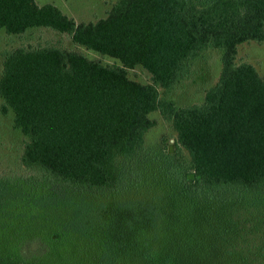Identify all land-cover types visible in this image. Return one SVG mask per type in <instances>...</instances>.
Segmentation results:
<instances>
[{
    "label": "trees",
    "instance_id": "16d2710c",
    "mask_svg": "<svg viewBox=\"0 0 264 264\" xmlns=\"http://www.w3.org/2000/svg\"><path fill=\"white\" fill-rule=\"evenodd\" d=\"M34 27L116 62L57 44L5 53L0 109L25 141L23 173L0 169V264H215L190 254L236 228L232 213L264 225V74L237 59L239 44H264V0H115L79 22L51 2L0 0V30ZM208 47L217 80L176 104L167 91ZM136 66L149 81L129 76ZM153 112L171 142L146 144ZM166 226H189L186 240L157 244Z\"/></svg>",
    "mask_w": 264,
    "mask_h": 264
},
{
    "label": "rangeland",
    "instance_id": "374dc122",
    "mask_svg": "<svg viewBox=\"0 0 264 264\" xmlns=\"http://www.w3.org/2000/svg\"><path fill=\"white\" fill-rule=\"evenodd\" d=\"M40 3L51 2L59 6L65 13L73 17L75 21L96 20L106 14L115 0H37ZM57 44L73 47L82 51L90 58H97L104 63L112 64L115 59L96 53L72 42L67 33L57 32L45 27H34L21 34H7L0 30V71L4 55L16 46ZM237 59L251 62L261 74H264V44L256 41H246L238 45ZM220 71V53L217 49L208 47L190 60V69L186 76L181 78L171 89L167 91V97L176 104H191L203 99L205 90L213 84ZM129 76L140 80L149 81V73L141 66L128 69ZM2 98L0 97V106ZM1 108V107H0ZM155 119V124L145 133L147 145L156 144L168 137L172 141L173 129L170 123L158 112L150 114ZM25 136L13 127L12 112L6 113L0 109V169L14 174L23 173L20 167L19 156L22 151ZM229 218L235 220L236 228L222 233L217 242L205 246L199 250V254H190L191 259L200 260L208 258L217 264H239V259L248 257L255 264H264V256L261 255V245L264 246V225L256 221L252 215H244L241 212L232 213ZM238 221V222H237ZM231 223V224H232ZM225 226V224H224ZM230 226V223L227 227ZM189 226H166L159 230L157 244L168 248L169 243L178 242L187 238ZM197 237V235L195 236ZM195 239V238H194ZM184 242V241H181ZM175 248V247H173ZM261 248V249H260ZM210 249V251H208ZM176 250V249H175ZM260 250V251H259Z\"/></svg>",
    "mask_w": 264,
    "mask_h": 264
}]
</instances>
